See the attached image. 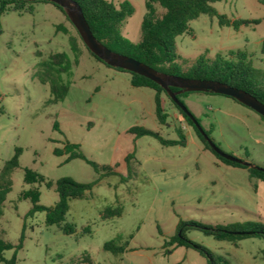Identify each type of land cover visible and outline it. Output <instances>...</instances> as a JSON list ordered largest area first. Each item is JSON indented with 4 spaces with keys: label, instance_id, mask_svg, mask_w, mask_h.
I'll return each mask as SVG.
<instances>
[{
    "label": "rangeland",
    "instance_id": "1",
    "mask_svg": "<svg viewBox=\"0 0 264 264\" xmlns=\"http://www.w3.org/2000/svg\"><path fill=\"white\" fill-rule=\"evenodd\" d=\"M109 1L130 4L132 13L120 32L138 42L145 0ZM211 5L229 20L259 22L235 30L220 26L216 16L200 14L190 22L191 34L175 38V54L189 60L182 65L199 56L236 59L230 52H245L251 64L264 72V4L220 0ZM30 6L32 12L8 10L0 16V169L20 149L2 205L0 236L16 245L25 223L22 247L4 251L5 258L15 253L16 264H207L197 249L168 243L179 233V223L264 225V182L204 150L168 99L167 122L159 124L153 89L132 86L127 72L93 57L55 5L36 1ZM162 10L158 7L159 13ZM70 35L77 37V51L71 48ZM53 52H65L71 61L70 73L61 76L68 90L58 102L53 101L48 84L34 75L38 62ZM180 99L224 153L264 168V120L258 113L222 94L188 92ZM135 127L165 139H178L182 131L186 145H162L151 135L131 131ZM66 142L77 144L87 160L100 166L98 170L81 158L64 162L66 154L53 152ZM24 168L52 181L96 180L83 198L69 201L64 222L75 225L74 233L46 225L44 211L24 218L32 203L19 199L21 191L37 188V204L45 207L58 198L54 186L25 183ZM116 206L119 214L102 217L105 208ZM182 230L220 264H264L261 237L247 236L233 244L199 228ZM107 241L122 246L123 252L114 256L104 251Z\"/></svg>",
    "mask_w": 264,
    "mask_h": 264
},
{
    "label": "trees",
    "instance_id": "2",
    "mask_svg": "<svg viewBox=\"0 0 264 264\" xmlns=\"http://www.w3.org/2000/svg\"><path fill=\"white\" fill-rule=\"evenodd\" d=\"M36 1L50 2L46 0H0V16L8 10H17L19 12L26 10L32 12V7L30 4ZM74 1L77 2L81 7L85 20L93 36L109 49L124 55L131 56L157 70L168 74L217 80L233 85L237 88L247 91L259 101L264 103V72L261 69L255 68L251 64V61L247 59V54L245 52H230L229 55L236 56V59H228L221 56H217L216 58H204L199 56L190 61L187 65L183 66L182 64L187 63L189 60L177 56L175 54L174 45L175 38L178 35L182 33L191 34L192 29L190 27V22L197 18L200 14L216 16L220 26H231L235 30L241 24H256L259 22V20H229L225 15L217 13V11L211 5L213 2L220 0H145V13L141 22L140 40L136 43H133L124 37L120 32L123 22L132 13V8L127 1H121L118 3V5L109 0ZM258 1L264 4V0ZM50 3L59 8L64 14L65 18L69 21L68 17L60 6L53 2ZM25 5L29 6L26 7ZM158 7L163 9L162 12H158ZM262 21L264 22V18ZM60 28H62L65 32L67 31L64 27H57V29ZM77 37L80 39L78 33ZM77 37L74 35L69 36V43L72 50L74 51H77L78 49ZM88 52L97 60L101 61L89 50ZM261 52L264 53V39L261 42ZM36 55L40 56L41 54L39 51H36ZM101 62L104 63L103 61ZM104 64L109 66L106 63ZM113 68L127 72L129 74V82L132 86L148 87L154 90V113L159 124L163 125L167 122L169 115L165 104L166 99H168L178 110L184 121L190 127H192L204 150H208L213 153L222 163L226 165L247 169L250 178H255L261 182H264L263 167H258L252 164L244 165L237 163L225 159L214 152L205 138L200 134L198 128L194 125L191 118L171 100V98L166 94L161 86L149 78L137 73H133L118 67ZM70 70L71 61L68 55L65 52H53L50 53L46 59H41L38 62L34 75L41 83L48 84L53 101L58 102L63 100L68 90V84L62 80L61 76L62 74L70 73ZM171 90L177 91L178 88L171 87ZM206 92L213 93L208 91ZM187 93L188 92L179 93L177 94V97L181 101L180 97ZM191 115L199 124V120L192 113ZM259 116L264 120L263 116ZM200 127L210 138L211 131L205 130L201 125ZM131 131H135L138 134L151 135L155 137L159 143L165 146L186 145V137L182 131H178V139H165L157 132L140 127L132 128ZM211 140L213 141V139ZM53 152L55 154H66L64 162L74 158H81L92 165L95 170H98L100 167L96 163L87 160L79 151V146L74 143L66 142L62 149L55 148ZM19 153L20 149H16L14 156L10 160L5 161L2 168L0 169V216L2 214V205L5 200V194L8 192L11 184L10 173L13 171V169L18 167L17 157ZM129 156L130 155H127L125 159H127ZM101 169L109 170V168H106V166H102ZM23 181L28 184L43 183L46 187L54 186V189L58 195L57 200L52 206L45 207L37 204L40 196V192L37 188L34 187L21 191L19 194V199H29L32 203L31 208L26 212L24 218L31 217L36 211H44L45 224L58 225L64 234H72L75 232L74 224L64 222L65 214L69 209V201L72 199L83 198L85 193L89 191L96 182V180H94L91 182L81 183L68 177L59 178L55 181L47 180L42 174L31 168H24ZM119 212L120 209L118 206L113 208L107 207L104 209L102 217H111L113 215L119 214ZM183 226L199 228L203 233L211 235L217 240H226L232 242L233 244H236L238 240L247 236H257L264 239V225L259 222L248 221L244 223L214 227L204 225L198 221L179 223V233L172 236L168 243L174 248L184 246L197 249L207 258V264H220L222 261L219 259L217 262L214 254L209 249L194 243L192 240L186 237L183 234ZM24 228L25 223L22 224V231L16 245H13L0 236V264H16L15 253H13V255L7 259L4 256V251L10 250L12 248L19 249L22 247ZM83 229L87 230V228ZM102 247L104 251H108L114 256H118L123 252V247L116 245L113 241L105 242Z\"/></svg>",
    "mask_w": 264,
    "mask_h": 264
},
{
    "label": "water",
    "instance_id": "3",
    "mask_svg": "<svg viewBox=\"0 0 264 264\" xmlns=\"http://www.w3.org/2000/svg\"><path fill=\"white\" fill-rule=\"evenodd\" d=\"M34 1V0H27ZM53 2L60 6L69 21L72 23L76 29L81 41L87 47V49L98 57L101 61L108 64L112 67L122 68L124 70L137 73L146 78L157 83L161 86L166 94L171 98V100L183 111L185 112L192 120L194 125L198 128L200 134L205 138L209 146L213 149L214 152L219 154L221 157L241 163L244 165H249V163L240 160L232 155L224 153L202 130L200 125L187 110L186 106L179 100L177 94L183 92H213L216 94H222L229 96L241 104L251 108L256 113L264 117V103L259 101L256 97L248 93L247 91L237 88L233 85L220 82L217 80L211 79H201L193 77H185L174 74H168L157 70L131 56L124 55L118 52H115L101 42H99L92 34L81 7L74 0H46ZM171 87L178 88L177 91H172Z\"/></svg>",
    "mask_w": 264,
    "mask_h": 264
}]
</instances>
